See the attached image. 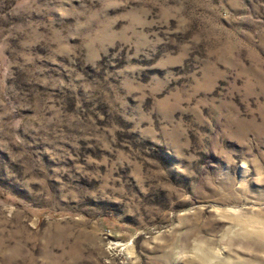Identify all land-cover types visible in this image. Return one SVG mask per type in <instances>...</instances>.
<instances>
[{
  "label": "rangeland",
  "instance_id": "374dc122",
  "mask_svg": "<svg viewBox=\"0 0 264 264\" xmlns=\"http://www.w3.org/2000/svg\"><path fill=\"white\" fill-rule=\"evenodd\" d=\"M0 264H264V0H0Z\"/></svg>",
  "mask_w": 264,
  "mask_h": 264
}]
</instances>
